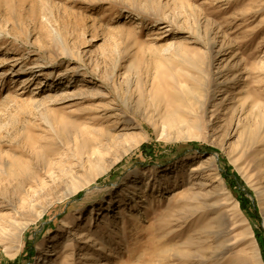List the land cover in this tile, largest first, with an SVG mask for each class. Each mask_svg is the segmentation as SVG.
Segmentation results:
<instances>
[{
  "label": "rangeland",
  "instance_id": "rangeland-1",
  "mask_svg": "<svg viewBox=\"0 0 264 264\" xmlns=\"http://www.w3.org/2000/svg\"><path fill=\"white\" fill-rule=\"evenodd\" d=\"M0 225V264H264V0H0Z\"/></svg>",
  "mask_w": 264,
  "mask_h": 264
},
{
  "label": "bare ground",
  "instance_id": "bare-ground-1",
  "mask_svg": "<svg viewBox=\"0 0 264 264\" xmlns=\"http://www.w3.org/2000/svg\"><path fill=\"white\" fill-rule=\"evenodd\" d=\"M165 95V94H164ZM166 96V95H165ZM174 96V95H173ZM167 97V96H166ZM170 97V96H169ZM172 97V96H171ZM175 97V96H174ZM187 97V96H186ZM185 97V98H186ZM154 98V97H153ZM184 98V99H185ZM174 99V98H173ZM190 99V98H189ZM155 102H154V104H155V109H156V111H158V113H159V119L160 120H162V122H163V124H164V126H177V124H178V127L180 128V125H179V123L181 122V111H182V109H184V108H186V107H184L183 108V104L181 105V102L180 103H176V102H174V100H171V99H169V100H166V99H163V98H158V97H155ZM187 100V99H186ZM188 101V100H187ZM185 102V101H184ZM198 102H200V100L198 101ZM187 103H189V102H187ZM200 103H202V100H201V102ZM185 104V103H184ZM192 104V103H191ZM203 104V103H202ZM186 106H188V105H186ZM189 106H190V103H189ZM182 109H181V108ZM194 106H192V108H193ZM202 106H200V108H201ZM154 109V110H155ZM181 110V111H180ZM164 111V112H163ZM189 111H190V109L188 110V112L187 113H189ZM195 111V110H194ZM161 112V113H160ZM191 112V111H190ZM157 113V112H156ZM191 114H193L192 112H191ZM157 119V118H156ZM187 122H188V120H186ZM161 122V123H162ZM184 122V121H183ZM156 123H157V121H156ZM155 123V124H156ZM193 123V122H192ZM181 124V123H180ZM193 125V124H192ZM182 126V125H181ZM197 126V125H196ZM173 128V127H172ZM177 129V128H176ZM180 130H182V127H181V129ZM178 131V130H177ZM188 136V135H187ZM136 138V137H135ZM139 139V138H138ZM137 141V140H136ZM136 143V142H135ZM106 149H108V148H106ZM100 152V151H99ZM99 156H101V155H99ZM99 156H97V157H99ZM22 169H24V167L22 166ZM12 221V220H11ZM14 222V221H13ZM18 224V223H17ZM15 225V224H14ZM7 226V225H6ZM25 227V226H24ZM8 228V227H7ZM0 233H2V232H4L5 231V229L0 225ZM6 232H8V231H6ZM8 234V233H7ZM6 237V236H5ZM189 243H191V242H189ZM252 244V243H251ZM253 245V252H254V255H253V264H260V262L258 261V252H257V249H256V247L254 246V244H252ZM199 251H202V250H199ZM176 256H179V257H181V258H184V259H187V258H189V256H191L190 254V252L189 251H186V250H182V249H177L176 251H175V253H174ZM235 264H252L251 263V261H250V259H247V258H244L243 260H241V261H238L237 263L235 262Z\"/></svg>",
  "mask_w": 264,
  "mask_h": 264
},
{
  "label": "trees",
  "instance_id": "trees-1",
  "mask_svg": "<svg viewBox=\"0 0 264 264\" xmlns=\"http://www.w3.org/2000/svg\"><path fill=\"white\" fill-rule=\"evenodd\" d=\"M190 146L200 147L199 144H197V143H192V144H190Z\"/></svg>",
  "mask_w": 264,
  "mask_h": 264
}]
</instances>
